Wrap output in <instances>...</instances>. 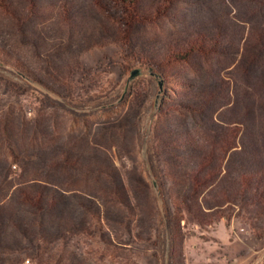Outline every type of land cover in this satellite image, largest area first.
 Returning a JSON list of instances; mask_svg holds the SVG:
<instances>
[{
    "label": "rangeland",
    "instance_id": "obj_1",
    "mask_svg": "<svg viewBox=\"0 0 264 264\" xmlns=\"http://www.w3.org/2000/svg\"><path fill=\"white\" fill-rule=\"evenodd\" d=\"M109 1L0 0V211L10 240L0 264H264L261 115L235 127V146L194 189L185 155L206 129L228 131L232 109L255 96L250 85L260 81L264 98V53L250 77L240 69L249 19L231 4L223 17L236 45L180 59L169 55L170 37L201 33L221 0L158 9L157 0H114L130 4L124 47L155 49L163 86L159 95L158 80L141 76L120 104L102 108L129 78L121 46L100 42L121 19ZM150 170L169 211L158 206ZM197 200L218 206L197 212Z\"/></svg>",
    "mask_w": 264,
    "mask_h": 264
},
{
    "label": "trees",
    "instance_id": "obj_2",
    "mask_svg": "<svg viewBox=\"0 0 264 264\" xmlns=\"http://www.w3.org/2000/svg\"><path fill=\"white\" fill-rule=\"evenodd\" d=\"M202 1V0H201ZM206 1V0H204ZM223 10L220 9L219 12H212L207 16L206 22H202V29L200 26L198 29L202 31L196 35L183 34L175 35L170 37L169 41L174 45V51H170L169 55L175 58L186 59L185 55H189V53H196L199 51H204L209 48V46L219 45V47H224L227 50H231L235 43V36L229 33V26L227 24V19L223 16L225 15L228 9H230L231 4L238 8V13L236 12L237 17H242V19H249L247 22V29L241 32V36L239 38V46L240 43L243 45V52L241 55L240 61V69L243 71L245 76L250 77L252 75V69L256 62V57L261 56L264 53V0H221ZM168 0H157V9L161 4H166ZM230 3V4H229ZM111 11L115 17L121 18L119 19L117 24V31L114 34L105 35L101 43L105 40L114 44L115 46H121V52L118 56V62L121 66V70L125 75H130L131 70L135 68L144 67L147 68H156L158 52L154 49L151 50L150 53L145 51V48L142 47V43H139L138 47L133 46V44L128 45L126 48L124 47V36L128 34L129 28L131 27L130 23V10L129 6L125 4V1L115 2L114 0L109 1ZM148 12H153V7H146ZM227 9V10H226ZM132 11V10H131ZM136 10L134 13H138ZM244 17V18H243ZM245 23V21H242ZM213 34V35H212ZM194 36L192 41L186 42L184 39H190ZM192 39V38H191ZM145 42V41H143ZM141 46V48H140ZM124 47V48H123ZM252 49H254L252 51ZM187 53V54H186ZM259 58V57H258ZM257 58V59H258ZM134 60H139L140 64L134 62ZM252 67V68H251ZM264 75V72H263ZM28 78V77H27ZM29 80L36 82L33 79L28 78ZM259 80V79H258ZM40 84V83H38ZM256 86L250 85V89L254 90L255 96L250 95L251 99H243L240 104H236V107L232 110H236L238 107L239 110L234 112L232 116L235 118V122H230V128L228 131H222L220 125L215 127H210V129H206L203 131V135L197 136L192 140L190 147L186 152V157L190 159L193 163V170L190 174L192 184L191 188L194 189L196 184L201 179H206L210 177V175L221 165V163L225 160L228 151L235 146L236 138L233 137L235 133V127L241 124H253L257 120V116L261 115V122L264 120V98L261 96L262 91V83L257 81ZM216 88V87H214ZM260 88V90L258 89ZM216 92H210L208 96H213ZM201 96V95H200ZM199 95H194L190 99V103L196 105L199 101L201 102V98ZM203 96V95H202ZM96 98L92 101L94 102ZM257 107L259 110H257ZM233 145V146H232ZM256 174H254L255 176ZM182 178L185 177V173ZM180 178V179H182ZM244 184V183H243ZM260 184L256 185L258 188ZM189 187V186H188ZM163 201L166 206V210H170L168 197L166 196V192L164 189V185L161 186ZM190 187L188 190H192ZM218 205H208V207L203 206L202 203L197 200L191 207H194L195 211L202 212L204 209H208L209 211L217 207ZM8 222V219L4 217V213L0 211V251L8 247L9 238L7 236V230L5 229V224ZM0 260H4L0 257Z\"/></svg>",
    "mask_w": 264,
    "mask_h": 264
},
{
    "label": "water",
    "instance_id": "obj_3",
    "mask_svg": "<svg viewBox=\"0 0 264 264\" xmlns=\"http://www.w3.org/2000/svg\"><path fill=\"white\" fill-rule=\"evenodd\" d=\"M151 76L155 79L158 80L159 82V85H160V92H159V95L161 94V91H162V86H163V81H162V77L153 71L152 68H149L147 70L143 69V68H135L133 70H131L130 72V75H129V78L128 80L126 81V84H125V88H124V92H123V95L121 96V98L115 102V103H112V104H107V105H104L102 108H110V107H114L118 104H120L124 98L126 97V95L128 94L132 84L134 83V81L141 77V76ZM34 87L38 88L39 90H41L44 94L52 97V98H55V99H59L60 100V97L55 95L54 92L52 90H50L49 88L41 85V84H38V83H35L31 80H29L28 78H26ZM158 98L159 96L157 97V101H156V108H158ZM150 172V175L152 177V182H153V185H154V190L156 192V196H157V202H158V206L161 210V212H163V209H164V201H163V198L161 196V191H160V187H159V184L157 183V180L155 179L154 175L152 174L151 170L149 171Z\"/></svg>",
    "mask_w": 264,
    "mask_h": 264
}]
</instances>
